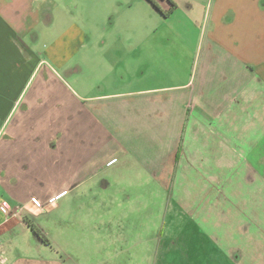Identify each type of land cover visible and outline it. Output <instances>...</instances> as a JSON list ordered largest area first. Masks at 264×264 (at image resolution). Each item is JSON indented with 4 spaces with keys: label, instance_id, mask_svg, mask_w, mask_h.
I'll use <instances>...</instances> for the list:
<instances>
[{
    "label": "crops",
    "instance_id": "0c3cea01",
    "mask_svg": "<svg viewBox=\"0 0 264 264\" xmlns=\"http://www.w3.org/2000/svg\"><path fill=\"white\" fill-rule=\"evenodd\" d=\"M142 1L166 31L182 11L199 35L187 41L171 29L182 52L161 51L159 27L140 41L129 35L128 58L139 66L133 76L132 65L114 68L110 91L107 78L97 90L85 84L79 62L100 54L102 37L88 25L95 2L0 0V207H24L0 211V264H38L23 253L35 239L37 250L52 246L48 236L49 244L31 236L28 221L48 213L59 220L65 207V225L53 220L50 229L64 234V247H81L78 254L123 240L124 227L148 229V217L153 228L156 202L167 204L165 219L173 207L216 241L221 227L231 228L218 226L225 189L248 209L247 218L233 211L243 232L233 238L259 240L251 225L264 224L252 216L264 208V0ZM161 71L166 84H142ZM132 216L141 221L124 224ZM21 236L29 248H19ZM229 247L235 264L258 255Z\"/></svg>",
    "mask_w": 264,
    "mask_h": 264
},
{
    "label": "rangeland",
    "instance_id": "374dc122",
    "mask_svg": "<svg viewBox=\"0 0 264 264\" xmlns=\"http://www.w3.org/2000/svg\"><path fill=\"white\" fill-rule=\"evenodd\" d=\"M80 2V0H74ZM82 1H93L95 2V14L97 18L92 19L88 25L96 26L97 37H102L99 49L100 54L97 55L96 51L93 53L92 58L79 59L80 64L84 68L85 72L82 79L88 86L95 87L96 90L103 85L106 80L110 91L117 88L115 87L116 79L114 76V68L121 65L122 67H128L132 65V74L134 75L139 63L136 60L138 58H128V51L132 50L135 46H129V35H135L136 39L142 40L149 35L150 29L159 27L157 35L162 39H165L166 44L161 47V51H185L177 40L173 39L171 29H177L180 34L185 36V40L188 41L190 38H195L199 35L200 27H196L195 24L190 23L187 17L190 18V14L182 11H176L173 14L174 19L168 21L167 31L161 27L158 20L154 21L153 12L150 6L146 5L145 1L142 0H82ZM156 4L155 2H153ZM167 11V10H166ZM168 12V11H167ZM153 13V14H152ZM169 13V12H168ZM175 25H181L177 27ZM165 30V32L163 31ZM171 30V31H170ZM99 32V33H98ZM101 32V33H100ZM165 34V36H163ZM163 36V37H162ZM132 38V37H131ZM133 40V38H132ZM133 43V42H132ZM135 44H138L136 42ZM144 49V46H140L139 50ZM184 60V57L181 56ZM172 60V59H169ZM176 58L172 60L175 63ZM156 64V63H155ZM154 64V65H155ZM193 68V62L191 61L188 69ZM163 68H167L164 66ZM155 73V72H154ZM147 75L148 81L142 84H153L154 82L162 81L163 84L169 80V75ZM116 74V73H115ZM170 77H176L171 74ZM88 82V83H86ZM264 154V147L262 148ZM259 155V152H256ZM254 157V154H253ZM256 158V157H255ZM237 176V175H236ZM239 177V175L237 176ZM264 179V177H263ZM262 186V194L264 195V182L260 184ZM261 189V188H260ZM219 200L220 213L218 214V226H223L226 223L227 227L217 232L216 241L213 238H209L207 235H203L200 231L201 228L197 227L196 222L185 214H181L179 217H175L174 209L165 219L164 213L166 212V205L160 202L155 203L154 212V224L151 228V224L148 225V219L146 228H127L118 234H121L123 240L116 241L114 238H106L105 241L99 243V246L93 251V247L89 244L85 246V249L78 254L77 250L81 247L75 244H66L64 247V234L58 233V228L50 229L51 221L55 220L53 215L46 214L41 215L38 218H34L35 226L38 228L42 227L44 234L48 236L52 247H43L40 245V250H37L36 246L39 245L38 239L33 242L34 251L32 253L24 252L22 261L28 262L33 261L38 264H235L229 259L226 252V248H230V244H235L239 248L245 251L249 250V255L252 257L253 251H258V255L248 260L245 258L241 264H264V236L259 237V234H264V224L261 227L254 226L252 224V232L256 233L254 238H259L258 241L251 239V233L247 242L235 240L233 235L242 234V227H237V223L233 221V216L237 214H243L245 218L248 217V209H243L242 205H239V209L235 206L233 199L227 189L221 191ZM235 207V208H234ZM66 209V207H65ZM64 209V211H65ZM254 208L251 212H254ZM258 210V209H257ZM59 213V220L57 221L60 225L66 222V212ZM250 212V213H251ZM225 213V216L223 214ZM252 216H264V208L258 210V213H253ZM175 217V218H174ZM124 224L128 226L136 225L135 220H140L136 217H124ZM256 222L257 219L255 218ZM143 221V219H142ZM150 221V219H149ZM63 225V226H64ZM166 226V228H164ZM164 228V231L162 230ZM52 230V231H51ZM64 231V229H62ZM129 230V232H126ZM60 231V228H59ZM33 237V232L30 231ZM205 232V231H204ZM51 234V235H50ZM59 240V243H54L55 240ZM20 249L29 248L32 241L27 240L25 237H20L18 240ZM224 246L226 248H224ZM64 247V248H63ZM66 249V253H65ZM97 253V255H96ZM262 254V255H261Z\"/></svg>",
    "mask_w": 264,
    "mask_h": 264
},
{
    "label": "built area",
    "instance_id": "2783aa9c",
    "mask_svg": "<svg viewBox=\"0 0 264 264\" xmlns=\"http://www.w3.org/2000/svg\"><path fill=\"white\" fill-rule=\"evenodd\" d=\"M37 206H39V204H36ZM24 207H18L13 209V207L8 203V202H4L2 204V206L0 207V211L4 214H11L10 211L12 212V215H19L23 212Z\"/></svg>",
    "mask_w": 264,
    "mask_h": 264
},
{
    "label": "trees",
    "instance_id": "16d2710c",
    "mask_svg": "<svg viewBox=\"0 0 264 264\" xmlns=\"http://www.w3.org/2000/svg\"><path fill=\"white\" fill-rule=\"evenodd\" d=\"M28 226L31 229V231L43 241L44 244H49V239L46 237V235L44 234V232L40 228L35 226L30 221H28Z\"/></svg>",
    "mask_w": 264,
    "mask_h": 264
}]
</instances>
